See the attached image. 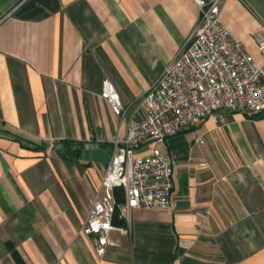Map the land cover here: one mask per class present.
Instances as JSON below:
<instances>
[{
	"label": "crops",
	"instance_id": "crops-1",
	"mask_svg": "<svg viewBox=\"0 0 264 264\" xmlns=\"http://www.w3.org/2000/svg\"><path fill=\"white\" fill-rule=\"evenodd\" d=\"M197 15L192 0H0V264H264V113L158 143L173 208H117L101 257L82 232L110 139L126 134L102 82L125 120L141 116ZM219 22L260 62L264 0H222ZM94 134L105 141L86 146Z\"/></svg>",
	"mask_w": 264,
	"mask_h": 264
},
{
	"label": "built area",
	"instance_id": "built-area-1",
	"mask_svg": "<svg viewBox=\"0 0 264 264\" xmlns=\"http://www.w3.org/2000/svg\"><path fill=\"white\" fill-rule=\"evenodd\" d=\"M192 1L197 20L175 58L143 94L141 116L125 120L115 85L109 79L102 82L100 97L126 122V134L110 139L112 153L82 226L99 257L110 244L117 208L124 217L133 209L173 208L174 161L158 143L195 127L203 118L223 125L227 111L250 117L264 113V27L253 35L261 57L256 62L219 22L222 0ZM104 141L101 134H94L86 146ZM142 146L144 150L137 152Z\"/></svg>",
	"mask_w": 264,
	"mask_h": 264
},
{
	"label": "trees",
	"instance_id": "trees-1",
	"mask_svg": "<svg viewBox=\"0 0 264 264\" xmlns=\"http://www.w3.org/2000/svg\"><path fill=\"white\" fill-rule=\"evenodd\" d=\"M123 199H122V196L120 197L119 196V194H117V201L118 202H121ZM116 211H117V209L115 210V213H114V215L116 214ZM114 215H113V218H114ZM116 217V216H115Z\"/></svg>",
	"mask_w": 264,
	"mask_h": 264
}]
</instances>
